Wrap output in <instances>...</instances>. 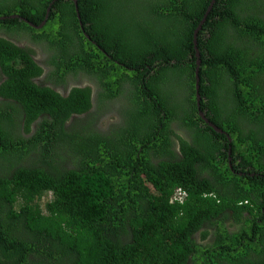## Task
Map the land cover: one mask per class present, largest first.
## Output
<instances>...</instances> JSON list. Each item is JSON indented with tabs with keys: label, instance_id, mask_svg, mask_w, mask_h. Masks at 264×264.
<instances>
[{
	"label": "trees",
	"instance_id": "obj_1",
	"mask_svg": "<svg viewBox=\"0 0 264 264\" xmlns=\"http://www.w3.org/2000/svg\"><path fill=\"white\" fill-rule=\"evenodd\" d=\"M212 1L0 0V17L48 16L0 20V96L19 104H0V242L28 229L47 264H264V0H214L204 19ZM194 40L201 110L245 166L197 117ZM38 49L53 78L96 80V103L89 87L35 84ZM113 97L127 108L116 127ZM179 128L192 135L177 156Z\"/></svg>",
	"mask_w": 264,
	"mask_h": 264
},
{
	"label": "flooded vegetation",
	"instance_id": "obj_2",
	"mask_svg": "<svg viewBox=\"0 0 264 264\" xmlns=\"http://www.w3.org/2000/svg\"><path fill=\"white\" fill-rule=\"evenodd\" d=\"M21 18L25 19L27 22H29L26 18H23V17H21ZM22 19H20V20L23 21ZM23 22L26 23L25 21H23ZM29 23L33 24L31 22H29ZM42 23H44V21H42L41 24ZM43 26L44 25H42V27ZM84 35L88 40H90V38L85 33H84ZM1 38L10 39V37L3 35V34H1ZM92 44L94 45V42H92ZM37 51H38V53L31 56L32 59L34 60L35 64L41 69L40 75L38 77L32 79V81L35 84H37L40 87L50 88V89L54 90L55 92H58L59 94H61L63 96L64 95L67 96L74 88L83 89V88L89 87L90 88V90H89L90 101H91L92 105H94L96 103V99H95L96 93H97V88L95 87V85L97 84L96 80L93 81V79H91L90 76L81 75V74L77 73L74 78L64 79V81L62 80V82H61V80H59L58 78H53L52 75L50 74L51 69L55 68V64H51V62L54 59L53 56L49 55V52H47V53L42 52L41 49H38ZM57 54H58V52H57ZM60 64H61V58H60ZM71 76H73V75H71ZM5 79H6L5 74L2 70V68L0 67V87L5 82ZM112 99L113 100H110V108L104 112L106 113V117L108 119L109 124H111V126L114 125L116 127V126H118L117 123L121 122V119L126 117L125 112H126L127 108H126L124 101L118 103L117 102L118 99L116 97H113ZM229 100H231V99L226 97L221 102L219 101V103H220L219 108H221L223 111L224 110L227 111V109L229 107ZM0 104L19 105L16 101H13V100L7 99V98H3L1 96H0ZM196 107H197V102H196ZM19 108H20V110H17L16 112H13L12 114H15L19 117H25L23 112H22V108L21 107H19ZM200 110H201V107H200ZM202 112H204V115H205V111L203 110ZM214 113H216V111H214ZM20 114L22 116H20ZM90 115H91L90 110L87 111L82 116H80V114H75V113L71 114L69 116L68 121L65 123V125L63 127L64 128L63 133H65L66 135H69V133H72L75 135L78 134V132H79L78 130H80L81 128L78 127L77 124L81 123V125H84L82 122V118L85 120ZM197 115H198L197 117L199 119H201L202 123L207 124L208 127H209V123H212L206 115L204 117L207 119V121L209 123L205 122L199 116L198 109H197ZM173 123L175 124V122H173ZM175 125H177V124H175ZM35 126H37V123L36 122L32 123L30 133H28L29 130H26L25 133H28V135L33 133L35 131L34 130ZM70 127L73 128L74 130H72ZM209 128H211V127H209ZM262 128H264V125L261 127V132H262ZM75 130H77L78 132ZM179 130H180V134L178 132H176L179 137L178 138H176V137L172 138V141L175 143V145L172 147V150L177 154V156L180 155V152H179L180 151V144H179L180 139L188 141L187 143H191L189 141H190V135H192V133L189 129L179 128ZM25 133L22 132L21 134H25ZM217 134H219V133H217ZM219 135H221L225 138L224 139L225 143H224L222 148H223V154L226 153V157H225V155H223L222 156L223 158H221V159L224 162H227L228 166L231 169H232L231 162L233 161V159L235 157H237L236 165H237V163L238 164L242 163V165L245 166L246 162L242 160L243 157L241 156V154L239 157L238 156L239 153L238 152L234 153L232 151L231 146H228L231 143V139H230L229 135L226 132H224L223 134H219ZM64 137L69 138L66 136H64ZM55 144L56 145L61 144L62 148H64V149L66 148L65 143H62V140H60V139L56 138ZM262 158L264 160V154H263ZM248 164L250 165L249 161H248ZM242 169H244V168L240 167L239 170H242ZM238 174L242 176V173H238ZM226 223H227V225L230 224L229 222H226ZM206 225H204V228L206 227ZM227 227H229V226H226V228ZM235 227H237V226H235ZM22 230L26 231V233L29 232L28 229H25V228L18 229L17 228L14 238L8 236L3 242H0V264H26V263H29V264H47V263H50V260L52 259L51 253H49L51 251L50 244L47 242L43 243V240L21 239L23 237V235L20 233V231H22ZM229 230L231 231V229H229ZM212 231H213V229L210 231L208 241H207L208 243L213 240ZM204 245H206V242L203 244V246ZM42 248H44V250H45L44 256L41 254Z\"/></svg>",
	"mask_w": 264,
	"mask_h": 264
},
{
	"label": "water",
	"instance_id": "obj_3",
	"mask_svg": "<svg viewBox=\"0 0 264 264\" xmlns=\"http://www.w3.org/2000/svg\"><path fill=\"white\" fill-rule=\"evenodd\" d=\"M74 3H76V0H73ZM213 3H214V0L212 1L211 5L208 7L207 9V12H206V15L204 17V19L206 18L207 14L211 11L212 9V6H213ZM76 5V4H75ZM47 13H49V10L47 11ZM76 13H77V18L79 20V23H80V26H82L81 24V21H80V16H79V13H78V10L76 8ZM48 16H46V18L44 19V23H42L41 25L39 26H34L33 24H30L29 22H27L25 19H22L20 18L18 15H12V16H9V17H0V20H5V19H22L23 21H25L26 23H28L29 26L35 28V29H40L42 27V25L45 24V20L47 19ZM204 19L202 20V22L200 23L198 29L195 31L194 33V39L196 40V34L197 32L201 29V24L203 23ZM194 40V44H195V52H196V69H195V97H196V102H197V109H198V113H199V116L207 123H209L207 121V119L204 117V112H202L200 110V100H201V97H200V94H199V91H200V85H199V66H200V54L196 48V41ZM207 125V124H206ZM208 126V125H207ZM209 127H211L215 132L219 133V134H223L224 131L221 130L220 128H217L214 124L212 123H209Z\"/></svg>",
	"mask_w": 264,
	"mask_h": 264
},
{
	"label": "rangeland",
	"instance_id": "obj_4",
	"mask_svg": "<svg viewBox=\"0 0 264 264\" xmlns=\"http://www.w3.org/2000/svg\"><path fill=\"white\" fill-rule=\"evenodd\" d=\"M106 125L108 126L109 124L106 123ZM77 140H78V139H77ZM78 143H79V144H82L80 140L78 141ZM50 197H51L50 194L46 196L47 199H49Z\"/></svg>",
	"mask_w": 264,
	"mask_h": 264
}]
</instances>
